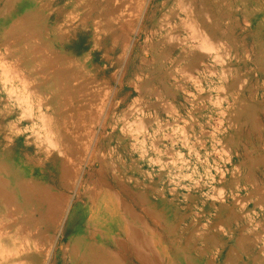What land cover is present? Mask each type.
I'll return each mask as SVG.
<instances>
[{
  "label": "rangeland",
  "instance_id": "rangeland-1",
  "mask_svg": "<svg viewBox=\"0 0 264 264\" xmlns=\"http://www.w3.org/2000/svg\"><path fill=\"white\" fill-rule=\"evenodd\" d=\"M66 1L0 0V178L63 208L71 198L50 262L72 264L85 234L81 188L115 179L140 205L141 264H264V0H137L136 20L122 10L131 0H76L56 19ZM47 17L60 46L45 38ZM49 51L72 66L54 69V91L38 70ZM26 66L36 71L25 90L12 69Z\"/></svg>",
  "mask_w": 264,
  "mask_h": 264
},
{
  "label": "bare ground",
  "instance_id": "bare-ground-1",
  "mask_svg": "<svg viewBox=\"0 0 264 264\" xmlns=\"http://www.w3.org/2000/svg\"><path fill=\"white\" fill-rule=\"evenodd\" d=\"M76 0H67L63 6L59 9L60 11L56 13V19L59 14H61L62 10L65 12L66 7L75 6L77 3H75ZM87 1V0H86ZM98 1V0H97ZM103 1V0H102ZM112 1V0H111ZM139 1V0H138ZM137 0H131V2H126L125 4L123 2V13L129 15H134L135 20L136 16L139 14L138 5L139 2ZM143 1V0H141ZM180 1V0H179ZM188 1V0H186ZM192 1V0H191ZM202 1V0H201ZM92 2V1H91ZM94 2V1H93ZM99 2V1H98ZM97 2V3H98ZM115 2V1H114ZM120 2V1H119ZM118 2V4H120ZM125 2V1H124ZM208 2V1H207ZM245 2V1H244ZM110 3V0L108 1ZM116 3V2H115ZM144 3V1H143ZM141 3V5L143 4ZM162 3V2H161ZM178 3V2H177ZM189 3V1H188ZM81 4V3H80ZM105 4V3H104ZM102 4V5H104ZM112 4V2H111ZM108 4V5H111ZM116 4V6L118 5ZM195 4V3H194ZM199 4V3H197ZM90 5V4H89ZM101 5V4H100ZM122 4H120L121 6ZM186 5V4H185ZM185 5H182L183 7ZM78 6V5H77ZM116 7L115 5H113ZM188 6V5H187ZM186 6V9H187ZM79 7V6H78ZM90 7V6H89ZM87 7L86 9H88ZM97 7V6H96ZM95 7V8H96ZM101 7V6H100ZM119 7V6H118ZM122 7V6H121ZM145 7V6H144ZM182 7V8H183ZM193 8V6H191ZM196 7V4H195ZM194 7V8H195ZM80 8V7H79ZM111 8V7H109ZM142 8V7H141ZM181 8V10H182ZM201 8V7H200ZM98 9V8H97ZM101 9V8H100ZM108 9V8H107ZM121 9V8H119ZM185 9V8H184ZM189 9V8H188ZM185 10L186 15H190L192 12L190 9ZM196 9V8H195ZM67 10V9H66ZM94 10V9H93ZM96 10V9H95ZM112 10V9H109ZM117 10V9H115ZM180 10V11H181ZM194 10V9H193ZM100 11V10H99ZM196 11V10H195ZM111 12V11H108ZM183 12V11H181ZM208 12V11H207ZM122 13V12H121ZM143 13V12H142ZM116 14V13H115ZM114 14V15H115ZM119 14V11L116 15ZM184 14V12H183ZM184 14V15H185ZM94 15V14H93ZM199 15V14H198ZM110 16V15H109ZM141 16V14H140ZM194 16V15H193ZM116 17V16H114ZM119 17V15H118ZM127 17V15H126ZM139 17V16H138ZM177 17V16H176ZM120 18V17H119ZM181 18V17H180ZM195 18V17H194ZM67 19V18H66ZM114 19V18H113ZM122 19V18H121ZM134 19V17H133ZM175 19V18H174ZM188 19V18H187ZM191 19V17H190ZM209 19V18H208ZM182 20V18H181ZM196 20V18L194 19ZM192 19V21L194 22ZM67 21V20H66ZM109 21V20H108ZM191 21V20H190ZM44 28L46 32V40H49L50 44L58 46L61 44V39H59L56 35L60 31L56 30L55 32L48 28L49 18L47 17L44 21ZM57 22V21H56ZM55 22V23H56ZM88 22V21H87ZM95 21L91 22L94 23ZM105 23V21H103ZM111 22V21H110ZM189 22V21H187ZM192 22V23H193ZM116 23V20H115ZM172 23V22H171ZM170 23V24H171ZM186 23V22H185ZM190 23V22H189ZM191 23V26H192ZM196 23V22H195ZM198 24V23H197ZM4 25V24H3ZM12 26V24H10ZM187 23L185 24V26ZM15 26V25H14ZM90 26V25H89ZM117 26V25H116ZM177 26V25H176ZM181 26V25H180ZM190 26V24H189ZM190 30L193 28H191ZM195 26V25H194ZM54 27V26H53ZM71 27V26H70ZM92 27V26H91ZM133 27V26H132ZM182 27V26H181ZM188 27V25H187ZM186 27V29H187ZM160 28V27H159ZM175 28V27H174ZM132 30V28H130ZM165 29V28H164ZM95 30V29H93ZM149 30V29H148ZM201 30V28H200ZM179 31V30H178ZM181 31V30H180ZM183 31V30H182ZM197 31V30H196ZM95 32V31H94ZM149 32V31H148ZM170 32V31H169ZM191 32V31H190ZM195 32V31H194ZM171 33V32H170ZM184 33V32H183ZM196 33V38H201V34ZM60 34V33H59ZM168 34V33H167ZM205 34V33H204ZM160 35V34H159ZM165 35V34H164ZM163 35V36H164ZM59 36V35H58ZM124 36V35H123ZM169 36V35H167ZM166 36V38H167ZM177 34H174V37L176 38ZM210 36V35H209ZM207 35V37H209ZM172 37L173 40L175 38L173 35L169 36ZM183 37V36H182ZM170 38V39H172ZM180 38V37H179ZM205 38V37H204ZM218 38V37H217ZM113 39V38H111ZM168 39V38H167ZM168 39V41H170ZM186 39V38H185ZM189 39V38H188ZM163 40V39H162ZM178 40V39H176ZM190 40V39H189ZM188 40V41H189ZM195 41V39L193 38ZM210 41V39L208 38ZM149 41V40H148ZM200 42L202 41L199 40ZM197 41V42H199ZM163 42V41H161ZM171 42V41H170ZM173 42V41H172ZM183 43L182 40H180V43ZM186 42V41H185ZM192 42V40H191ZM208 42V41H207ZM178 45L179 42L177 41ZM190 43V42H189ZM204 45V42H201ZM209 43V42H208ZM212 43V41H211ZM124 44V43H123ZM192 44V43H190ZM189 44V45H190ZM207 44V43H206ZM163 45V44H162ZM194 45V44H193ZM211 45V44H210ZM60 46V45H59ZM125 44L122 46L121 51L123 52ZM186 46V44H185ZM208 46V45H207ZM189 47V46H188ZM194 47V46H193ZM205 48V45L203 46ZM126 48V47H125ZM183 48V46L181 47ZM190 48V47H189ZM195 48V47H194ZM178 49V48H177ZM184 49V48H183ZM182 50V49H181ZM211 50V49H210ZM5 51V50H4ZM120 51V53H121ZM125 51V49H124ZM183 51V50H182ZM144 52V51H143ZM180 52V51H179ZM58 53V52H57ZM36 54V53H35ZM105 54V53H104ZM124 53H121L120 56H122ZM184 55V54H183ZM117 56V55H116ZM17 57V56H16ZM18 58V57H17ZM142 58V57H141ZM121 59V57H120ZM142 60V59H141ZM144 60V59H143ZM142 62V61H141ZM69 63V62H68ZM14 64V63H13ZM144 64V63H143ZM17 66V64H16ZM12 67V66H11ZM72 66L67 65L64 63V61L59 58L55 53L49 51V54L46 56V62L44 64H40L39 71H42V73L46 74V78L49 80V83L45 86H42L41 90L44 91H54L58 87H60V80L61 78L58 76L59 69L60 70H68ZM10 68V67H9ZM55 68H59L56 70ZM55 69V72H54ZM1 70V69H0ZM36 71L34 67L26 66L24 70L13 68L12 72L16 76L15 79L18 78V81L23 85V88L26 90L28 85L25 83L30 79V75ZM6 72V71H5ZM11 72V73H12ZM38 72V71H37ZM41 73V72H40ZM186 73V72H185ZM145 74V73H144ZM5 75V74H4ZM10 75V74H9ZM40 75V74H39ZM41 76V75H40ZM34 78V77H32ZM74 83V82H73ZM29 84V83H28ZM31 85V84H29ZM238 85V84H237ZM135 86V85H134ZM138 88V86H137ZM6 89V88H4ZM9 89L13 92H16V88L14 89L12 86L9 87ZM34 89V87H33ZM134 89V87H133ZM9 90V91H10ZM19 90V89H17ZM23 90V89H22ZM36 90V89H35ZM89 90V89H88ZM136 90V88L134 89ZM138 90V89H137ZM33 92V91H31ZM145 92V91H144ZM46 93V92H45ZM11 94V95H13ZM38 94V93H37ZM15 95V94H14ZM41 95V94H40ZM47 95V94H46ZM142 95V94H141ZM9 96V92H8ZM18 96V95H17ZM48 96V95H47ZM70 96V95H69ZM10 97V96H9ZM16 97V96H14ZM18 98H20L18 96ZM24 98V97H22ZM40 98V97H39ZM14 100L18 101V99L14 98ZM21 100V99H20ZM66 100V99H65ZM40 101V100H38ZM68 101V100H67ZM70 101V100H69ZM7 102V101H6ZM42 102V101H41ZM61 102V101H60ZM72 102V101H71ZM21 103V102H20ZM26 106L30 105V101L26 99L24 101ZM40 103V102H39ZM8 104V103H7ZM68 104V102H67ZM82 104V103H81ZM103 104V103H102ZM22 105V104H21ZM37 105V104H36ZM39 105V104H38ZM37 105V106H38ZM70 105V104H68ZM19 106V105H18ZM33 106V104H32ZM44 106V105H43ZM90 106V105H89ZM21 107V106H20ZM78 107V106H77ZM76 107V108H77ZM26 108V107H25ZM24 108V109H25ZM35 108V107H34ZM42 108L40 105L38 106V111L41 112ZM89 108V107H88ZM22 109V108H21ZM51 105L45 106V111L52 110ZM87 109V108H86ZM94 109V108H93ZM29 110V109H28ZM31 110V108H30ZM33 110V109H32ZM82 109H80V116L82 114ZM11 111V110H10ZM14 111V110H13ZM34 111V110H33ZM95 111V110H94ZM101 111V110H100ZM12 112V111H11ZM29 112V111H28ZM86 112V111H85ZM9 113V112H8ZM16 113V112H15ZM20 113V112H19ZM31 113V112H30ZM35 113V112H34ZM78 113V111H77ZM95 113V112H94ZM13 114V113H12ZM24 114V113H23ZM27 114V113H26ZM39 114V113H38ZM46 114V113H45ZM20 115V114H19ZM30 114H27L29 116ZM78 115V116H79ZM87 115V113H86ZM85 115V116H86ZM26 116V118H28ZM35 116V114L33 115ZM32 116V117H33ZM48 116V115H47ZM81 116V117H82ZM18 117V116H17ZM31 117V118H32ZM36 117V116H35ZM42 117V113L41 116ZM46 117V116H45ZM80 117V118H81ZM88 117V116H87ZM102 117V116H101ZM30 118V116H29ZM28 118V119H29ZM44 118V117H43ZM145 118V117H144ZM42 119V118H41ZM49 119V118H48ZM77 119V118H76ZM82 120L86 118H81ZM80 119V120H81ZM20 120V119H18ZM89 120V119H88ZM30 121V120H29ZM43 122V120H41ZM49 121V120H48ZM94 121V120H93ZM83 122V121H82ZM81 122V124H82ZM87 122V121H86ZM86 122H84L85 125ZM90 122V121H89ZM41 123V122H40ZM34 124V123H33ZM32 124V125H33ZM46 124V122H45ZM71 124V123H70ZM77 124H80L76 120V127ZM80 124V125H81ZM83 124V125H84ZM43 125V124H42ZM47 125V124H46ZM45 125V127H46ZM84 125V126H85ZM49 126V125H48ZM51 126V125H50ZM75 126V125H74ZM43 127V126H42ZM86 127V126H85ZM31 128V126H30ZM82 128V125H81ZM90 128H93V126ZM90 128H85L88 131ZM26 129V128H25ZM34 129V128H33ZM78 129V128H77ZM80 129V128H79ZM83 129V128H82ZM126 129V128H125ZM27 130V129H26ZM31 130V129H30ZM36 130V129H35ZM44 130V129H43ZM67 130V129H66ZM81 130V129H80ZM78 130V131H80ZM91 130V129H90ZM93 130V129H92ZM91 130V132H92ZM19 131V130H18ZM24 131V130H23ZM34 131V130H33ZM46 131V130H45ZM84 131V130H83ZM82 131V132H83ZM35 132V131H34ZM76 132V130H75ZM82 132H78L79 135ZM84 132V133H85ZM90 132V133H91ZM26 133V132H25ZM50 133V132H49ZM48 133V134H49ZM82 133V134H84ZM93 133V132H92ZM31 134V133H30ZM35 134V133H34ZM47 134V135H48ZM45 135V134H44ZM72 135V134H71ZM86 135V133H85ZM88 135V132H87ZM38 136V135H37ZM46 136V135H45ZM54 136V135H52ZM77 136V132L76 135ZM84 136V135H82ZM92 136L91 134L89 135ZM44 137V136H43ZM47 137V136H46ZM50 137V136H48ZM55 137V136H54ZM53 137V138H54ZM82 143L79 142V144H86L90 140H86V136H84ZM87 138V139H90ZM35 138V137H34ZM41 138V137H40ZM51 138V137H50ZM51 139V141L53 140ZM26 139V138H25ZM95 139V136L94 138ZM48 140V139H47ZM46 140V141H47ZM50 140V139H49ZM74 140V139H73ZM27 141V139H26ZM55 141V140H54ZM53 141V142H54ZM94 141V140H93ZM47 141L46 143H48ZM52 142V143H53ZM75 142H77L75 140ZM50 143V142H49ZM48 143V144H49ZM51 143V145H52ZM55 143V142H54ZM92 143V142H91ZM154 143V142H153ZM74 144V143H73ZM78 144V143H77ZM95 144V143H94ZM91 146V144H88V146ZM93 145V143H92ZM53 146V145H52ZM73 146V145H72ZM83 146V145H81ZM148 146V145H147ZM78 148V146H76ZM98 147V146H97ZM65 148V147H64ZM68 147H66L67 150ZM83 148V147H81ZM86 148V147H85ZM60 149V148H59ZM76 149V148H75ZM53 150V149H52ZM85 150V149H84ZM88 150V148H87ZM91 150V147L89 148V151ZM98 150V148H97ZM62 150H59V152ZM70 152L69 150H67ZM76 151V150H74ZM83 152V149H81ZM88 151V152H89ZM99 152V151H98ZM62 153V152H60ZM66 153V152H65ZM63 152V154H65ZM75 153V152H74ZM84 153V152H83ZM68 154V153H67ZM89 154V153H88ZM95 155V152L93 153ZM69 155V154H68ZM72 155V154H71ZM80 155V154H79ZM244 155V154H243ZM31 156V155H30ZM62 156V155H61ZM73 156V155H72ZM84 156L83 154L81 155ZM66 157V155H65ZM68 160L70 162V155L67 156ZM79 157V156H77ZM89 158V157H88ZM97 158V157H96ZM83 159V158H81ZM104 159V158H103ZM66 160V159H65ZM84 160V159H83ZM88 160V159H87ZM94 160V159H93ZM92 160V161H93ZM97 160V159H96ZM95 160V161H96ZM101 160V158H100ZM63 163L60 162V165L64 167L65 165L72 163H67L63 166L65 163L64 159L62 160ZM80 161V159H79ZM89 161V160H88ZM72 162V161H71ZM81 163L85 165L84 161H80ZM79 162V163H80ZM78 163V162H77ZM80 163V164H81ZM94 164V163H93ZM67 165V166H69ZM74 165V164H73ZM99 165V164H98ZM115 164H113L114 166ZM60 168V166H59ZM64 168H67L66 166ZM70 168V167H69ZM74 168V167H73ZM101 168V167H100ZM103 169V168H102ZM125 169V168H124ZM63 171V169L61 168ZM99 170V169H98ZM95 170L96 174L100 175V170ZM61 171V172H62ZM65 171V170H64ZM73 171V170H72ZM75 173V171H73ZM77 172V171H76ZM109 172V171H108ZM63 173V172H62ZM67 174V172H65ZM58 174V173H57ZM71 174V173H70ZM94 174V173H93ZM105 174V173H104ZM61 175V174H60ZM73 175V173L71 174ZM81 173L78 175V178L76 179V184L79 183L81 178ZM96 175V176H97ZM108 175V174H107ZM62 176V175H61ZM93 176V175H92ZM95 176V175H94ZM75 177V175H74ZM91 177V176H90ZM89 177V178H90ZM65 178V177H64ZM108 178V177H107ZM26 179V178H25ZM95 179V178H94ZM99 179V178H97ZM101 179V178H100ZM121 179V178H120ZM126 180V179H125ZM68 181V180H67ZM92 181V180H91ZM89 184H85L80 190V197H81V203L84 208V216L85 214L88 216V218L85 221L84 229L83 231L85 234H83L81 237L77 238V245L71 254L72 257V264H125L127 263V259L130 257L133 260L132 264H135L136 261L141 264L139 261L140 259H143V253L141 251L142 247L140 246V243L143 242L142 237V230H141V215L138 210L139 206L136 202L132 201L134 200L132 198L131 205H128L126 202V198L128 197V194L126 193V189L124 188V184L122 185L121 182L118 183L117 180H112L108 182L100 181L98 184H92L91 182ZM123 181V180H122ZM129 181V180H128ZM135 181V180H134ZM11 183V184H10ZM128 184V183H127ZM134 184V183H133ZM71 185V184H70ZM82 185V184H81ZM72 186V185H71ZM70 186V188H71ZM76 186V185H75ZM10 187V188H9ZM126 187V186H125ZM128 187V186H127ZM67 190L70 188L64 187ZM130 189V188H129ZM72 190V188H71ZM134 191V190H133ZM135 192V191H134ZM133 192V193H134ZM132 193V192H130ZM132 197V196H131ZM61 199V198H60ZM71 199V198H70ZM68 200L67 204L65 199L62 198V202L65 203L64 208L59 205L60 200L57 199V196L50 195L47 196L42 192V189L40 187H33L32 184H30L27 181H24L19 178H0V264H56V259H54L52 262H50V258L52 257L51 254L53 253L55 249V242L58 239L59 236H61V231L63 225H65V218L68 217L70 211L72 210V200ZM134 202V203H133ZM64 205V204H63ZM63 208V211L62 209ZM141 208V207H140ZM142 210V208H141ZM73 211H76L74 208ZM62 212V213H61ZM83 216V217H84ZM83 222V221H82ZM67 225V224H66ZM65 225V226H66ZM69 226V225H68ZM68 230V229H67ZM66 229H64L63 234L65 233ZM77 233V232H76ZM52 234V235H51ZM54 235V238H53ZM68 237V236H67ZM144 244V243H143ZM63 255L65 253H62ZM64 257V256H63ZM68 258V257H67ZM129 261V260H128ZM130 263V262H129Z\"/></svg>",
  "mask_w": 264,
  "mask_h": 264
}]
</instances>
